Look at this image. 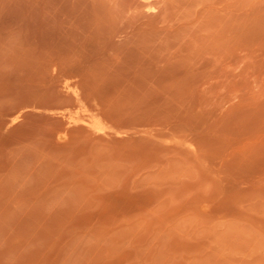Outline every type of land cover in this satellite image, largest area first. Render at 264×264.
Wrapping results in <instances>:
<instances>
[{
	"label": "rangeland",
	"instance_id": "1",
	"mask_svg": "<svg viewBox=\"0 0 264 264\" xmlns=\"http://www.w3.org/2000/svg\"><path fill=\"white\" fill-rule=\"evenodd\" d=\"M0 264H264V0H0Z\"/></svg>",
	"mask_w": 264,
	"mask_h": 264
}]
</instances>
